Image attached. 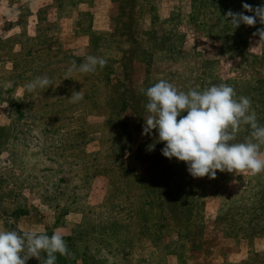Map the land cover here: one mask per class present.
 <instances>
[{"label": "rangeland", "instance_id": "374dc122", "mask_svg": "<svg viewBox=\"0 0 264 264\" xmlns=\"http://www.w3.org/2000/svg\"><path fill=\"white\" fill-rule=\"evenodd\" d=\"M244 3L264 0H0V228L60 229L55 264H264V172L193 178L142 135L161 79L227 83L264 125V25L224 17ZM87 55L106 66L67 73Z\"/></svg>", "mask_w": 264, "mask_h": 264}, {"label": "clouds", "instance_id": "9594fccd", "mask_svg": "<svg viewBox=\"0 0 264 264\" xmlns=\"http://www.w3.org/2000/svg\"><path fill=\"white\" fill-rule=\"evenodd\" d=\"M242 8L239 12L229 9L225 19L235 28L241 24L264 25V3L255 6L244 3ZM253 36H259V43L264 42V27L258 28ZM106 64L102 56L87 55L79 65L72 61L67 73H94ZM51 86L48 76H37L23 87L32 92ZM140 91L147 97L148 113L142 135H151L155 130L158 142L164 144L162 155L185 162L193 178L214 179L217 170L234 175L264 172V125L258 122L249 97L236 98L234 88L227 83L202 91L190 88L185 92L164 79ZM68 99L71 103L81 101L82 91L73 90ZM184 112L187 115H182ZM241 125L248 126L249 135L243 142H234ZM42 252L46 253V259H41ZM57 253L71 255L60 229L49 236L32 229L0 228V264H26L31 258H36L40 264H55Z\"/></svg>", "mask_w": 264, "mask_h": 264}]
</instances>
